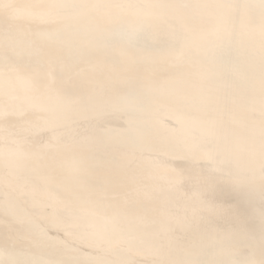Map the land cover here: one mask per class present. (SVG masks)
<instances>
[{"label":"snow or ice","instance_id":"1","mask_svg":"<svg viewBox=\"0 0 264 264\" xmlns=\"http://www.w3.org/2000/svg\"><path fill=\"white\" fill-rule=\"evenodd\" d=\"M0 264H264V0H0Z\"/></svg>","mask_w":264,"mask_h":264}]
</instances>
